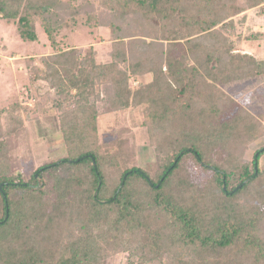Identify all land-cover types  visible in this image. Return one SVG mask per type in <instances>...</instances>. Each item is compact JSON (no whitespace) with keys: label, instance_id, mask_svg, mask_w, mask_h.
Instances as JSON below:
<instances>
[{"label":"trees","instance_id":"16d2710c","mask_svg":"<svg viewBox=\"0 0 264 264\" xmlns=\"http://www.w3.org/2000/svg\"><path fill=\"white\" fill-rule=\"evenodd\" d=\"M63 1L0 0L1 18L18 17L23 41L36 39L40 17L58 51L51 63L74 54L56 39L69 22L83 16L95 29L102 13L112 33L108 62L88 46L62 76L45 75L69 106L61 115L66 156L24 179L1 168L16 139L0 141V264H106L119 251L125 264H264V145L241 162L261 127L217 88L264 74V58L233 54L228 21L264 0ZM43 75L36 68L31 81ZM142 77L148 95L129 87ZM100 98L102 111L93 104ZM132 103L147 104L153 169L138 165L127 140L97 143L98 116ZM26 114L17 104L0 109L8 131ZM243 190L260 203L253 211L236 199Z\"/></svg>","mask_w":264,"mask_h":264},{"label":"rangeland","instance_id":"374dc122","mask_svg":"<svg viewBox=\"0 0 264 264\" xmlns=\"http://www.w3.org/2000/svg\"><path fill=\"white\" fill-rule=\"evenodd\" d=\"M92 1H94L93 5H97L96 0ZM7 5V12H11V4ZM103 15L100 13L97 16L95 29L87 27L86 17L83 16L78 18L74 25L72 24L74 27L70 26L69 22L68 27L60 29L56 37L60 51L74 52V54L59 62L51 63L49 57L57 54L58 51H55L48 43L40 25L39 16L36 17L37 21L34 24L36 39L23 41L17 34L18 17L15 21H8L1 18L0 14V109L5 113L11 104H17L21 106L22 112L27 113L23 118L22 126L14 127L18 129L16 132H14L15 129L7 130L10 124L6 117L0 118V141L2 142L9 135L16 139L13 148L4 144L7 156L1 157V168L5 163L7 164L5 168L10 170V173L29 179L39 166L66 156L61 115H65L64 111L69 110V106L67 103H58L57 87L49 84L51 80H48L49 78L47 79L45 75L54 70L58 72L57 75L62 76L76 66L75 63L81 62L80 55L88 46L94 49L98 63H106L110 60L112 33L105 25L107 18ZM230 20H233L235 26V35L231 37L233 54L245 60L249 57L263 59L264 1L230 17L228 21ZM218 27L220 25L216 28ZM78 52L81 54L79 55ZM44 59L50 61V67L44 66L42 63ZM28 60L32 62L29 63ZM36 68L44 73L46 80L43 78L37 82L31 81ZM148 84V77L129 80V87L132 90L143 86L141 92L144 94H147L145 85ZM217 88L226 98H231L260 124L261 137L246 148L241 159L242 163L248 164L257 148L264 145V74L255 78L229 81V83L217 85ZM103 100L100 98L101 102L97 100L93 103L99 111H102ZM60 104L62 112L56 107ZM132 104L133 106L127 110L107 112L98 116L97 143L104 147L112 142L127 140L130 146L129 151L134 153L138 165L153 169L157 161L149 143V129L145 125L144 115L147 104ZM211 156L213 159L217 158L215 154ZM261 167H264V158ZM194 176L195 174L193 178ZM236 199L249 211H253L260 205L247 190L241 191ZM126 260V252L119 251L109 257L106 264H125Z\"/></svg>","mask_w":264,"mask_h":264}]
</instances>
